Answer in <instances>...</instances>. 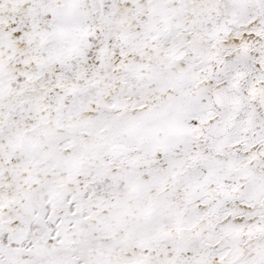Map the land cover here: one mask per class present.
<instances>
[{"label":"snow or ice","instance_id":"6c2138e0","mask_svg":"<svg viewBox=\"0 0 264 264\" xmlns=\"http://www.w3.org/2000/svg\"><path fill=\"white\" fill-rule=\"evenodd\" d=\"M0 264H264V0H0Z\"/></svg>","mask_w":264,"mask_h":264}]
</instances>
